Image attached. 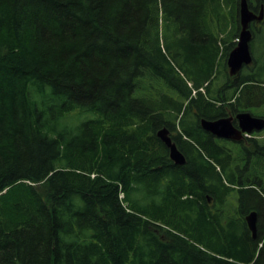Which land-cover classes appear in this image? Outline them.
I'll use <instances>...</instances> for the list:
<instances>
[{
	"label": "trees",
	"instance_id": "trees-1",
	"mask_svg": "<svg viewBox=\"0 0 264 264\" xmlns=\"http://www.w3.org/2000/svg\"><path fill=\"white\" fill-rule=\"evenodd\" d=\"M239 6L0 0V264H264V132L202 128L264 118V21L227 68Z\"/></svg>",
	"mask_w": 264,
	"mask_h": 264
},
{
	"label": "water",
	"instance_id": "water-1",
	"mask_svg": "<svg viewBox=\"0 0 264 264\" xmlns=\"http://www.w3.org/2000/svg\"><path fill=\"white\" fill-rule=\"evenodd\" d=\"M241 32L238 45L234 48L227 59V65L231 76L238 75L244 66H250L253 63L251 54V41L253 35L251 32V24L263 21V11L260 15H256L249 6L248 0H240L239 8ZM239 127H235L232 117H225L214 121L202 120V128L211 133L218 139L240 142L243 140V134H252L264 130V119L254 117L251 113L245 112L237 116ZM159 139L169 149L170 159L179 166L186 163L185 156L173 142L168 129H162L157 133ZM248 227L255 237L257 234L258 214L251 213L247 217Z\"/></svg>",
	"mask_w": 264,
	"mask_h": 264
},
{
	"label": "rangeland",
	"instance_id": "rangeland-1",
	"mask_svg": "<svg viewBox=\"0 0 264 264\" xmlns=\"http://www.w3.org/2000/svg\"><path fill=\"white\" fill-rule=\"evenodd\" d=\"M229 8L228 7H224V14L227 16L226 17V20L228 21V22H226L228 25H227V27H228V31L229 30H231V32H229L228 34H234V30L232 29V27L234 26V24H233V22H237L236 20L237 19H235V20H233L232 18L230 19L229 18ZM239 21H240V18H239ZM237 25V24H236ZM261 25L262 24H259V25H253V26H255V29H256V31H258L260 28H261ZM240 32H241V28H240ZM262 33H263V37L260 39V40H258L257 41V43H256V47H255V51H256V53H261V52H263L264 51V28H263V30H262ZM234 41H238V39L237 40H235L234 39ZM228 68V67H227ZM228 71H229V69H228ZM223 79L225 78L226 79V77L224 76V77H222ZM223 81L224 80H222V82H220V83H218L217 84V86H220V85H222L221 83H223ZM264 139V138H263Z\"/></svg>",
	"mask_w": 264,
	"mask_h": 264
},
{
	"label": "flooded vegetation",
	"instance_id": "flooded-vegetation-1",
	"mask_svg": "<svg viewBox=\"0 0 264 264\" xmlns=\"http://www.w3.org/2000/svg\"><path fill=\"white\" fill-rule=\"evenodd\" d=\"M255 9L253 10L251 7H250V9L256 14V15H260L261 14V12L263 11V21H264V6L263 5H255V6H253ZM263 21H261V22H256V21H254L252 24L253 25H259L260 23H263ZM235 122L236 121H234L233 122V124H234V126L235 127H239V124H238V121L236 122V124H235ZM246 138V136L245 135H243V140L242 141H244V139ZM241 141V142H242ZM229 142H232V141H229ZM232 143H237V142H232ZM238 143H240V142H238Z\"/></svg>",
	"mask_w": 264,
	"mask_h": 264
}]
</instances>
